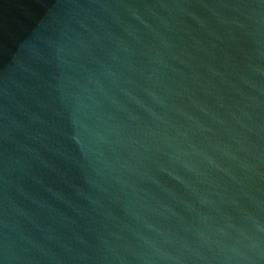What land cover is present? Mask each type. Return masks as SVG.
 Returning a JSON list of instances; mask_svg holds the SVG:
<instances>
[{
	"label": "water",
	"instance_id": "95a60500",
	"mask_svg": "<svg viewBox=\"0 0 264 264\" xmlns=\"http://www.w3.org/2000/svg\"><path fill=\"white\" fill-rule=\"evenodd\" d=\"M0 264H264V0H0Z\"/></svg>",
	"mask_w": 264,
	"mask_h": 264
}]
</instances>
